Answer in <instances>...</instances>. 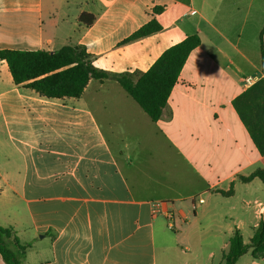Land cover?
Returning <instances> with one entry per match:
<instances>
[{"label":"crops","instance_id":"crops-1","mask_svg":"<svg viewBox=\"0 0 264 264\" xmlns=\"http://www.w3.org/2000/svg\"><path fill=\"white\" fill-rule=\"evenodd\" d=\"M151 19L159 32L120 45ZM191 35L200 45L157 122L113 79L44 99L0 61V226L30 245L23 264H199L177 242L189 243L212 202L237 229L242 211L264 216L262 182L239 180L264 156L232 106L245 78H264V0H0V49L84 46L94 67L133 80Z\"/></svg>","mask_w":264,"mask_h":264},{"label":"trees","instance_id":"trees-1","mask_svg":"<svg viewBox=\"0 0 264 264\" xmlns=\"http://www.w3.org/2000/svg\"><path fill=\"white\" fill-rule=\"evenodd\" d=\"M178 1L184 4L189 2ZM152 11L154 14H160L163 7H154ZM95 19L91 13H81L78 22L90 27ZM160 30L161 26L157 20L151 19L120 45L150 36ZM199 45L200 39L197 35L185 37L181 42L166 49L136 80L126 73L110 74L94 67L93 57L86 52L84 46L64 45L55 51L0 49V61L6 63L14 85L29 89L44 99H76L82 95L90 80L102 83L113 79L152 122H157L186 59ZM232 106L254 147L264 156V78L246 88L232 101ZM255 178L264 183V169H256L247 177H239V180L247 183ZM218 193L229 196L232 194V188L228 192ZM29 247V244H21L18 241L12 227L0 226V256L5 264H23ZM248 251L253 260L264 259V216L260 217L247 244L244 243L240 230L234 228L228 239L227 250L222 253L223 264H236Z\"/></svg>","mask_w":264,"mask_h":264},{"label":"rangeland","instance_id":"rangeland-1","mask_svg":"<svg viewBox=\"0 0 264 264\" xmlns=\"http://www.w3.org/2000/svg\"><path fill=\"white\" fill-rule=\"evenodd\" d=\"M1 132L3 131L1 130ZM262 186H264V183H262ZM256 192L257 194L259 193L258 189ZM212 205L214 206V210L209 214L210 217L207 218V221L202 226L192 224L189 243L177 242L178 250L176 252L181 254H200V258L198 259L199 264H223L222 253L227 250L228 239L235 228L231 223L220 219V213L224 212V208L216 202H212ZM211 214L213 215L211 216ZM257 223L254 209L250 210L249 213L242 211V221L238 229L240 230L244 243H249ZM169 233L174 234L172 231ZM169 243L175 244L173 237L171 241L169 239ZM209 253H212V259L207 258ZM169 254L170 252H168ZM169 264L183 263L180 257H174L169 261ZM236 264H264V259L253 260L250 256V251H248L239 258Z\"/></svg>","mask_w":264,"mask_h":264},{"label":"built area","instance_id":"built-area-1","mask_svg":"<svg viewBox=\"0 0 264 264\" xmlns=\"http://www.w3.org/2000/svg\"><path fill=\"white\" fill-rule=\"evenodd\" d=\"M256 81H257V80H256ZM256 81H255L253 78H251V77H247V78H245V79L243 80V84L248 88V87L252 86ZM198 202L201 203L202 200H198ZM171 218H172L171 216H168V226H169L170 228L173 227V224H172V220H171Z\"/></svg>","mask_w":264,"mask_h":264}]
</instances>
